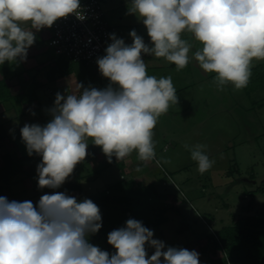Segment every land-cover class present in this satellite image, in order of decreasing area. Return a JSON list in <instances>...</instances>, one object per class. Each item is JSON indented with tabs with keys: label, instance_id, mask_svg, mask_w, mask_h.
Instances as JSON below:
<instances>
[{
	"label": "clouds",
	"instance_id": "1",
	"mask_svg": "<svg viewBox=\"0 0 264 264\" xmlns=\"http://www.w3.org/2000/svg\"><path fill=\"white\" fill-rule=\"evenodd\" d=\"M80 6V0H0V65L25 61L36 40L33 29L79 16ZM128 14L142 21L152 46L135 30L131 45L112 34L106 54L97 59L109 85L98 90L78 84V94L57 93L46 125L20 129L28 155L42 158L36 169L39 188H60L88 155L89 138L109 163L134 151L141 162L156 158L153 130L159 117L178 104V96L171 75L147 73L142 54L164 58L180 71L194 47L184 38L190 34L200 45L194 59L204 72L215 73L212 83L220 91L228 84L236 90L247 87L253 60H264V0H131ZM205 147L185 145L201 174L215 163ZM101 227L100 209L91 199L78 202L55 192L42 195L34 206L0 196V264H200L195 250L166 248L131 218L108 234L115 249L110 254L88 241ZM146 244L154 249L150 257Z\"/></svg>",
	"mask_w": 264,
	"mask_h": 264
},
{
	"label": "rangeland",
	"instance_id": "2",
	"mask_svg": "<svg viewBox=\"0 0 264 264\" xmlns=\"http://www.w3.org/2000/svg\"><path fill=\"white\" fill-rule=\"evenodd\" d=\"M101 1L106 19L117 38L131 45L130 32L135 30L145 44L152 46L142 21L136 15L128 14L131 0ZM184 38L195 41L190 34H184ZM105 54L99 55L94 62L72 65L78 80L86 83L85 88L102 90L109 85L110 81L102 76L97 64V59ZM142 56L149 75L157 78L171 75L176 89L186 80L182 72L190 76V65L177 71L176 66L169 65L164 58L148 54ZM258 64L264 67V60H253L252 67ZM192 69L195 73L199 71L200 80L195 79L197 82L192 90L176 92L178 104L171 105L168 112L159 117L153 130L154 160L141 162L134 151L121 160L123 167L117 163L109 165L102 149L92 144L89 138L88 155L76 165L60 188L41 189L37 173L32 176L19 174L7 186L0 188V196L6 197L9 202L31 201L37 206L44 194L63 192L80 202L92 199L119 180L152 183L151 191L142 196L139 206L145 208L153 203L156 212L165 209V221L150 230L154 233L153 239L164 242L166 248H177L216 234L222 226L231 224L241 214H258L264 209V81H256L252 72L247 87L236 90L228 84L220 91L212 83L215 73L204 72L198 62ZM2 75L0 70V77ZM203 75L208 78L203 79ZM48 116L47 111L27 110L20 113L12 109L4 110L0 105V165L5 152H15L17 156L28 153L20 129L25 124L46 125L50 120ZM197 144L205 145V153L215 161L203 174L185 148V145L192 147ZM165 159L170 163H163ZM156 160H160L161 164L158 165ZM40 162L32 158L25 161L24 167L37 168ZM138 165L141 168L139 172L136 170ZM68 182L79 184L80 189L65 190ZM88 238H94V246L109 252L105 244L98 241V232ZM192 250L196 251H189ZM149 251L151 255L154 253L151 247Z\"/></svg>",
	"mask_w": 264,
	"mask_h": 264
},
{
	"label": "trees",
	"instance_id": "3",
	"mask_svg": "<svg viewBox=\"0 0 264 264\" xmlns=\"http://www.w3.org/2000/svg\"><path fill=\"white\" fill-rule=\"evenodd\" d=\"M74 63L77 62H70L64 56L58 55L59 73H68ZM252 72L256 81H264L262 64L252 67ZM10 87L6 77L0 78V103L5 109L11 106L20 107L23 103V95L13 94ZM32 158L39 161L42 159L35 153L32 156L28 153L20 154V156L15 155V152L3 153V164L0 165V182L3 185L0 188L7 186L16 175H35L37 168L29 166L26 169L24 167L25 161ZM113 163L122 165V167L124 165L123 161H117L114 157L111 163L107 162L109 165ZM121 174L123 175V172ZM151 184H139L134 179L119 180L91 199L99 207L102 217V227L98 231L97 239L105 244L110 254H114L115 249L108 243V234L112 230L124 227L128 219L140 221L148 229L158 227L165 221L166 217L163 216L165 209L162 208L161 212H156L153 203L146 205L145 208L139 206L142 196L151 191L149 190L152 189ZM74 188L80 189L79 184L68 182L64 189ZM152 215L155 217L152 218ZM88 241L91 244L95 243L94 238H88ZM145 247L150 257L148 245L146 244ZM179 248L196 249L202 258L201 264H228L227 261L229 264H264V209L258 214H241L231 224L222 226L216 234L198 238Z\"/></svg>",
	"mask_w": 264,
	"mask_h": 264
},
{
	"label": "crops",
	"instance_id": "4",
	"mask_svg": "<svg viewBox=\"0 0 264 264\" xmlns=\"http://www.w3.org/2000/svg\"><path fill=\"white\" fill-rule=\"evenodd\" d=\"M26 27L30 28V25ZM33 32L36 40L28 49L26 60L14 63L6 61L0 65V70L3 72L0 78L6 77L13 94L23 95V103L20 107L11 106L5 109L4 105L0 103L4 110L12 109L20 113L27 112V110L49 112L48 110L54 106L57 93L66 97L67 94H78V84H82L83 88H85L84 85L86 83L84 84L83 81L78 80L76 71L73 68L66 74L59 73V68L57 67L58 55L48 45L51 27H45L39 32H35L33 29ZM190 43L194 45L189 52L188 65L190 67L188 68L191 69L188 70V73H190V76L182 72L186 80L183 81V84L178 85L179 88H175L176 92L179 90H192L195 82L200 80L199 71L195 73L192 69L197 62L193 54L198 43L196 41H191ZM142 59H144L143 56ZM205 77L208 78V76L203 75V79H206ZM83 88L80 91H83ZM48 119H52L51 115L48 116ZM199 261L201 264L202 258Z\"/></svg>",
	"mask_w": 264,
	"mask_h": 264
},
{
	"label": "built area",
	"instance_id": "5",
	"mask_svg": "<svg viewBox=\"0 0 264 264\" xmlns=\"http://www.w3.org/2000/svg\"><path fill=\"white\" fill-rule=\"evenodd\" d=\"M80 5L79 16L73 14L54 22L48 45L70 62L91 63L106 53L112 43L113 27L106 19L101 0H84Z\"/></svg>",
	"mask_w": 264,
	"mask_h": 264
}]
</instances>
